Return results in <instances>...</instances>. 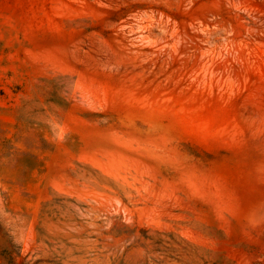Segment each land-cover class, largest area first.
<instances>
[{
  "label": "rangeland",
  "instance_id": "1",
  "mask_svg": "<svg viewBox=\"0 0 264 264\" xmlns=\"http://www.w3.org/2000/svg\"><path fill=\"white\" fill-rule=\"evenodd\" d=\"M0 264H264V0H0Z\"/></svg>",
  "mask_w": 264,
  "mask_h": 264
}]
</instances>
